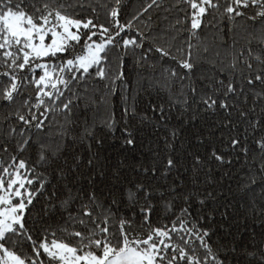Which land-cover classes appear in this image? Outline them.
I'll use <instances>...</instances> for the list:
<instances>
[{
  "label": "snow or ice",
  "instance_id": "6c2138e0",
  "mask_svg": "<svg viewBox=\"0 0 264 264\" xmlns=\"http://www.w3.org/2000/svg\"><path fill=\"white\" fill-rule=\"evenodd\" d=\"M250 220L264 0H0V264H264Z\"/></svg>",
  "mask_w": 264,
  "mask_h": 264
},
{
  "label": "trees",
  "instance_id": "16d2710c",
  "mask_svg": "<svg viewBox=\"0 0 264 264\" xmlns=\"http://www.w3.org/2000/svg\"><path fill=\"white\" fill-rule=\"evenodd\" d=\"M144 87L147 89V84L144 85ZM157 98V93L153 89H147L146 91L140 92L138 96H136V106L139 113H144L148 109V101L149 99L155 101ZM121 98L120 96L116 97H110L109 99V108H114L116 111L117 117L121 115ZM148 115L151 116V112H148ZM83 118V117H81ZM178 122L176 120H173L171 122L172 125L177 124ZM131 124L134 128H138L139 131L137 132V149L135 151V155L138 157H144L147 156L148 153V146L150 143L154 146L155 142V136L153 135V130L151 127L145 126L140 124L139 120H132ZM171 126V125H170ZM193 129H187L186 131L182 132V135H190ZM163 130L161 129V132L157 135H162ZM119 133H117V136ZM118 145L116 149H109L110 152H114L118 150ZM240 203H244V201H240ZM264 231V228H261L259 221H256L253 223L251 220L249 221V227L244 230L241 229V234L243 235V239L241 240V243H247L249 240V234L252 232L261 233Z\"/></svg>",
  "mask_w": 264,
  "mask_h": 264
}]
</instances>
